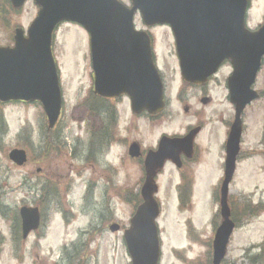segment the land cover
I'll return each instance as SVG.
<instances>
[{
    "label": "rangeland",
    "instance_id": "374dc122",
    "mask_svg": "<svg viewBox=\"0 0 264 264\" xmlns=\"http://www.w3.org/2000/svg\"><path fill=\"white\" fill-rule=\"evenodd\" d=\"M120 1L129 6V0ZM37 12L38 9L29 2L19 13L0 21V46L11 44L14 28L22 27L26 31ZM247 15L248 27L256 31L264 22V0H252ZM134 23L136 29L147 31L154 37L159 67L171 85V91L166 95L171 97L172 92L174 97L179 82L170 29L165 26L146 28L138 15ZM52 50L60 73L63 97L61 119L55 131L60 135L59 142L66 143L61 147L62 151L54 155L39 149L41 141L46 140L43 135L46 133L45 117L40 105L8 103L0 106L6 123L5 136L0 144V264H68V260L64 263L63 249L76 246L69 264H130L122 234H112L108 229L111 222L128 227L133 208L125 201V195L137 194L143 178L141 161L128 157V145L137 141L145 149V146L156 145L162 134L184 135L188 126L196 123L194 110L199 107H191L189 113H185L183 105L172 97L173 101L166 106L161 121L153 125L144 117L133 115L126 98L111 102L117 111L115 135L118 143L112 144L107 157L102 156L97 161L96 172L91 175L89 169L92 168L85 167L82 160L86 151L76 143L78 136L87 143L96 115L80 109L91 101L89 94L93 87L88 36L77 25H60ZM262 66L256 86L258 91L264 90V61ZM111 104L94 105L103 111H111ZM77 111L74 114L76 119H91L85 123L74 122L72 115ZM227 115L232 116V112ZM245 116L242 148L249 157L254 154L259 136L264 132V100L254 102ZM204 133L212 138L220 137L219 141L223 137L220 151L216 144L205 138L197 143L200 153L197 165L182 175L173 171L176 177L171 182H168L170 172L167 168L164 179L157 182L161 205V217L157 220L159 233H162L160 264H209L208 244L220 224L219 205L214 192L219 189L222 175L221 154L226 128L219 119L215 124H209ZM14 148L28 152V162L24 167L18 168L8 160L7 155ZM73 150L77 154L75 159L71 156ZM41 157L45 160L36 162ZM38 169L40 174H37ZM181 177L186 178L185 187H190L181 196L187 200L192 192L191 203L184 201L180 204L178 201L180 193L176 184L181 183ZM57 179L61 183L58 201L52 199L56 196L54 186ZM91 179L97 185L94 197L85 193L86 181ZM41 180L54 181V186L48 183L45 187V183H41L43 196L51 199L44 200L42 212L46 225L37 236L32 235L24 242L16 229L19 228L17 211L21 206H35L39 194L34 188ZM113 185L115 188L111 191ZM50 189L54 191L52 197L48 195ZM229 194L239 224L228 248V260L233 262L255 254L256 249L253 248L264 243V213L245 220L243 213L246 211L241 208L243 201H248L249 207L264 203L263 157L253 155L237 166ZM70 211L74 218H71ZM63 212L68 226L64 223ZM191 226L195 230L189 233L195 238L187 234ZM71 243L75 246H70ZM235 264L250 263L245 258Z\"/></svg>",
    "mask_w": 264,
    "mask_h": 264
},
{
    "label": "water",
    "instance_id": "95a60500",
    "mask_svg": "<svg viewBox=\"0 0 264 264\" xmlns=\"http://www.w3.org/2000/svg\"><path fill=\"white\" fill-rule=\"evenodd\" d=\"M27 0H10L21 8ZM39 7L36 19L27 31L15 30L14 46L0 47V102H38L51 129L61 110V92L55 62L51 53L54 29L59 23L80 25L90 36L91 62L94 72V94L102 98L129 96L132 110H146L155 115L162 111V89L152 64L149 37L134 29L133 17L138 11L146 26L169 25L176 40L183 76L195 80L212 73L224 58L227 47L236 75L247 83L233 86L232 101L236 105L237 122L232 127L227 148L229 159L221 186L223 222L213 242V264H219L234 225L229 221L228 184L234 170L240 138L239 115L244 106L255 99L249 89L259 62L264 55V26L256 33L245 29L247 0H130L128 9L117 0H32ZM197 131L184 138H162L158 150L146 156V179L141 188L142 204L130 220L124 240L131 264H157L159 243L155 220L159 208L154 200L157 192L154 178L165 160L175 162L177 152H192ZM129 155L140 156L137 145ZM9 160L17 166L26 162L25 152L12 150ZM23 238L37 229L38 212L22 208ZM115 232L118 227L111 226Z\"/></svg>",
    "mask_w": 264,
    "mask_h": 264
},
{
    "label": "flooded vegetation",
    "instance_id": "af4514ba",
    "mask_svg": "<svg viewBox=\"0 0 264 264\" xmlns=\"http://www.w3.org/2000/svg\"><path fill=\"white\" fill-rule=\"evenodd\" d=\"M251 3H252V0H250L249 4H251ZM165 27H167V26H165ZM149 40H150V49H151V60H152L153 65L156 67L159 83L161 85V89H162V93H163V102H164L165 108L167 105H169L173 101V98H175V100H174L175 102H179L183 105L185 113H189V111L191 110V107H199V108L194 110V117L196 119V123L194 125L188 126L187 131L185 133V135H186L192 129L197 128L198 133L194 139L193 152L189 155H186L183 151H180V150L177 152L175 162L178 163V167H181L177 171L180 174H183L186 171H189V168H193L195 165L198 164V157L200 156V153H198L197 143L201 142L205 138H206L205 140L211 141L212 143L216 144V147H219V151H220L223 137L219 141L220 137L219 138H212V137H209L207 134L204 133L209 124H211V125L215 124L216 122H218L219 119L222 121L224 127L226 128V136L224 137V142H223V154H221V160L224 162V160L226 158V144H227L229 132H230L233 120H234L233 118L235 117V105L233 104V101H232L231 92L234 88L233 86L238 85L239 84L238 81L240 80L239 76L236 75V77H235L234 62L228 56L227 47H226V50L224 52V58L217 64L215 70L212 73H210L204 77H200L198 79H195V80H186L184 78L182 70H181V60H180L179 54L176 53L175 39H174V36L172 35V49H173V55H174L176 65H177L179 88H178L174 97L172 95V92H171V97H169L166 94L168 91H171V85H170L169 80H167V77L164 76L163 71L159 67L160 61H159V58H158L157 53H156V42H155L154 37L151 34H149ZM263 61H264V59L262 60V64H261L259 70L256 72L255 79H254L253 83L252 84L250 83V85H249L250 90H253V91L258 93V98L256 100H254L253 102H251L250 104H248L245 107V109L243 110L242 133H244V130H245L244 121L246 118L245 112H246L247 108H249L254 102H257L258 100H262V99L264 100V90H262V91L256 90V86L258 83L257 80L259 79L258 75L260 74V71L263 67L262 66ZM243 78H241V80ZM244 82L247 83V80H245V78L243 80V85L245 84ZM90 92L93 93L92 88H91ZM90 97H91V101H92V99H94L96 96L93 95V97H94L93 98L91 95ZM97 97L99 99L98 98H95V99L99 100L100 102H105V103H109V104H111V102L116 103L117 101H119L121 99V98H118L115 100H108V99H104V98L99 97V96H97ZM112 106L113 105L111 104V109H112ZM114 108L116 111L115 106H114ZM80 109H83L86 112L90 113L88 111V107L85 104L82 105L80 107ZM96 110H97V112L95 115V122L93 124V128L91 129V132L89 133V138H88L87 143H85V141L82 140V138L79 136L76 139V143L78 145L82 146L83 147L82 149L86 151V154L84 155L82 160H83V164L85 167L87 166L89 168V166H90L92 168V169H89L91 175H94L96 172L95 167L98 165L97 161H99V159L102 156L104 158L107 157L110 154L112 144H114L118 141L117 137L115 135L116 134L117 121H116V125H114L112 123L111 116H110L112 110L110 111L108 109H105L103 111V110L99 109V107L96 108ZM230 111L232 112L233 116L227 115V114H229ZM75 113H78V111L74 112L72 115V119L74 122L85 123L86 121L91 119L90 117L82 118L81 120L76 119L74 117ZM116 113H117V111H116ZM162 116H163V114H160L159 116H154V117L146 116L145 114L141 115V117H144V119L148 120L153 125L158 124L161 121ZM208 121H209V123H207ZM161 136H166V134H162ZM167 136H170V135H167ZM170 137H181V136L180 135H174V136L172 135ZM207 137H209V138H207ZM242 137H243V134H242ZM46 139L47 140L41 141V143L39 145V149L42 148V150L43 149L46 150L49 148L51 154L60 153L61 152L60 146L62 145L64 147L66 144L63 141L59 142L60 135L54 131L48 132L46 135ZM159 139L156 142V145L145 146V151H144L145 154L149 150L154 151L157 149ZM132 142H136V141H132ZM242 144H243V141L241 139L239 152H238V155L236 157V162H235L236 167L240 163L250 160L251 156H253V155L263 157V161H264V132H262L260 134L259 142L257 143V149L254 150V154H252L251 156L247 157L248 154H246V152L243 150ZM256 150H259V151H256ZM250 151H252V150H250ZM79 152H80V150H79ZM98 154H99V157H98ZM71 156L74 159L77 157V154L74 152V150H73V153L71 154ZM143 161H144V157L142 159V167H143ZM168 165L170 166L171 164H168ZM223 167H224V163H223ZM40 173H41V170L38 169L37 174H40ZM91 177L96 178L94 176H91ZM183 180L184 179H181V181H183ZM42 182L45 183V187H46L47 186L46 184H48V183H51L53 185L54 181L41 180L39 183H37V187L34 188V191L36 193H38L39 196L37 197L38 202H36L35 206H33V207L36 208L40 214L39 227L34 232L31 233L34 237L37 236V234H39L40 231H42L44 226L46 225V219H45V216H43V212H42L43 207H44V200L45 201L51 200V199L45 198L43 196L44 190H43V187L41 185ZM168 182H171V180H169ZM110 183H112V182L110 181ZM60 184H61L60 181L57 179L56 185L55 186L53 185L55 188L56 196L52 199H57V201L60 198V193H59ZM52 185H49V186H52ZM96 186H97L96 181H93L92 179L86 181L85 193L88 197H94ZM114 188H115V185H113L110 190L112 191ZM53 193H54V191L52 189H50V191L48 192V195L50 197H52ZM64 196H66V193H64ZM229 199L230 198L228 195V203L230 205ZM108 201H111V199H108ZM178 201H179V203L181 201H183V198L181 195H179ZM70 213H71L70 214L71 218H74L75 217L74 213L72 211H70ZM63 217H64L65 225L68 226L67 225L68 219L65 216L64 212H63ZM230 221L235 225V227H237V219L235 218V214L233 213L231 208H230ZM83 234H85V232H83ZM32 235H31V237H32ZM211 243H210V246H212ZM70 246H75V243H71ZM76 248H77V246L74 247L73 249H69L66 247L63 249V251L65 252L64 263L66 260H68V264H69V261L71 259H73L71 257V253L74 252V250ZM254 248L256 249V253L254 255H251L250 257L246 256L245 258L250 263H254V264L264 263V243H261L260 245L254 247ZM227 255H228V253H227ZM227 255L225 256V259L222 261L221 264H235L236 262L240 263L241 261H243L245 259L243 257L244 259L240 258L237 261L231 262L230 260H228Z\"/></svg>",
    "mask_w": 264,
    "mask_h": 264
},
{
    "label": "trees",
    "instance_id": "16d2710c",
    "mask_svg": "<svg viewBox=\"0 0 264 264\" xmlns=\"http://www.w3.org/2000/svg\"><path fill=\"white\" fill-rule=\"evenodd\" d=\"M0 6L2 7L3 9V13L5 15H8L9 13H12L13 12V9L12 7L10 6V3H9V0H0ZM4 17H7V16H4ZM91 111H94L91 109ZM111 116V120H113V115L110 114ZM5 136V126H4V122H3V116H2V113H1V110H0V144L2 143V138ZM138 200H140V198H138ZM258 209V208H257ZM257 212V211H256ZM254 215V213H251Z\"/></svg>",
    "mask_w": 264,
    "mask_h": 264
}]
</instances>
